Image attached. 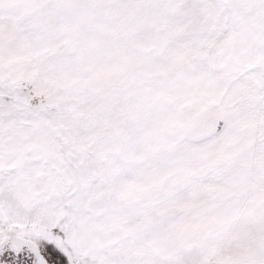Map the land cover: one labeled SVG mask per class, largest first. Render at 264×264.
<instances>
[{
	"label": "snow or ice",
	"instance_id": "6c2138e0",
	"mask_svg": "<svg viewBox=\"0 0 264 264\" xmlns=\"http://www.w3.org/2000/svg\"><path fill=\"white\" fill-rule=\"evenodd\" d=\"M0 264H264V0H0Z\"/></svg>",
	"mask_w": 264,
	"mask_h": 264
}]
</instances>
